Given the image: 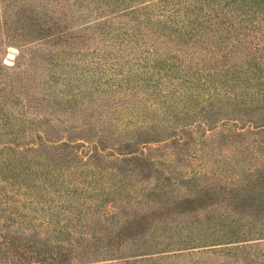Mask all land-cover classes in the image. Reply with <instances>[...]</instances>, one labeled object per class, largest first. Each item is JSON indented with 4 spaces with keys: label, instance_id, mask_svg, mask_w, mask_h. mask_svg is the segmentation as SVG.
<instances>
[{
    "label": "rangeland",
    "instance_id": "374dc122",
    "mask_svg": "<svg viewBox=\"0 0 264 264\" xmlns=\"http://www.w3.org/2000/svg\"><path fill=\"white\" fill-rule=\"evenodd\" d=\"M140 1L107 10L109 0H19L0 17V88L13 82L21 94L15 115L30 107L15 125L0 115V157L71 143L49 150L70 164L55 176L45 178L54 162L43 155L36 181L16 187L0 177V264H27L22 244L30 245L24 256L46 254L36 264H264V102L235 110L224 99L218 107L217 96L213 109L203 98L168 107L159 89H145L135 62L190 43L173 32H131L130 40L98 30ZM129 148L138 152L125 155Z\"/></svg>",
    "mask_w": 264,
    "mask_h": 264
},
{
    "label": "trees",
    "instance_id": "16d2710c",
    "mask_svg": "<svg viewBox=\"0 0 264 264\" xmlns=\"http://www.w3.org/2000/svg\"><path fill=\"white\" fill-rule=\"evenodd\" d=\"M20 1L22 2V0ZM40 1L48 2V0ZM54 1L60 7V1L67 4L68 0ZM109 1L111 2L105 4L107 10L116 6L117 1L121 4L125 2V0ZM71 2L76 4L79 0H71ZM21 4L19 0H0V17H4L7 11H16V8ZM121 11L112 19L105 20L103 27H99L98 30L108 32L107 34L112 35L111 39L119 37V32H130L126 34L130 40H132L131 32H137L139 35H143V32H173L174 39H184L190 43L187 49H184L182 44H174L170 50H165L162 46L161 50L148 51L147 57L151 62H147L145 65L141 61L135 62L138 65L135 70L140 67L145 68V71H141L139 74L142 76L145 89L154 88L153 95L159 89L158 95L160 98L161 96L164 98L163 103L167 102L168 107L176 106L171 100L182 102L189 98L188 101L190 100L189 104H191L192 101L198 103V100L203 98V101L208 102L205 108L209 106L213 109L216 104L213 98L217 96H222L218 107L224 106V99L227 101L226 104L232 105L235 110H248L255 103L264 102V38L262 39L264 28L257 26L256 22L257 18L264 22V0H185L183 3L173 0H141L140 6L127 4ZM55 13L58 14L57 10H54L53 14ZM134 14H137L138 17H135ZM125 16L130 17L129 20L134 24L126 23ZM142 17L146 21H138ZM115 32L118 33L115 34ZM104 34L100 33L103 36ZM242 36L249 38L243 40ZM109 43L113 44V42ZM142 43H146L145 38ZM54 63L49 61L47 66H50V69L52 67L54 73L57 74V66ZM49 78L51 81L54 76L50 74ZM160 85L162 86L159 87ZM23 86L26 87L25 82ZM15 95L21 98L17 88L13 87V82L5 81L0 88V115L8 117L9 121H16L14 125L18 124L19 119L23 120L25 114L30 112V107L22 103L24 104L23 108L26 109L20 114L21 118L14 114L15 110H12V107L15 105L14 102L19 101ZM155 97L158 100L159 97ZM157 105L156 102L154 106ZM23 132L25 131L23 130ZM17 134L20 135L21 130ZM47 142L43 152L40 151L42 149L40 148L37 150L39 153L33 156L0 157V177L4 181L13 183L16 187H23V181H36V178H40L45 172L40 169L42 163L35 159L43 155L49 163L54 162L50 163V165H54V168L47 169L45 178L50 175L55 176V173H58V167L70 166V164H66V155L62 156L57 153V156H50L49 150L71 148V143L70 145L67 142L58 144L51 140ZM133 149L129 148L125 155L138 152ZM3 152L4 149L1 148L0 156L3 155ZM70 155L71 160L82 159L76 151L75 154L70 152ZM100 156L101 154L96 151L92 157L98 159ZM141 157L142 154L139 158ZM34 166L38 168L35 169ZM44 182H46L45 179ZM30 186H32L30 183L26 184L27 188ZM9 219L13 220L11 215H9ZM240 227L239 225L237 231L244 234L259 232L256 228L241 229ZM14 240L12 236L9 244L16 246ZM22 245L26 252H21V255L26 259L24 261L27 264L47 263L48 257L40 250L35 249L28 256L27 254L24 256L30 251L28 249L30 245Z\"/></svg>",
    "mask_w": 264,
    "mask_h": 264
},
{
    "label": "water",
    "instance_id": "95a60500",
    "mask_svg": "<svg viewBox=\"0 0 264 264\" xmlns=\"http://www.w3.org/2000/svg\"><path fill=\"white\" fill-rule=\"evenodd\" d=\"M9 56H10L11 58H13V57H14V55H13V54H11V53L9 54Z\"/></svg>",
    "mask_w": 264,
    "mask_h": 264
}]
</instances>
